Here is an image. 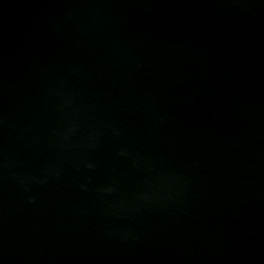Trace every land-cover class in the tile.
<instances>
[{
    "label": "water",
    "instance_id": "95a60500",
    "mask_svg": "<svg viewBox=\"0 0 264 264\" xmlns=\"http://www.w3.org/2000/svg\"><path fill=\"white\" fill-rule=\"evenodd\" d=\"M0 264H264V0H0Z\"/></svg>",
    "mask_w": 264,
    "mask_h": 264
}]
</instances>
